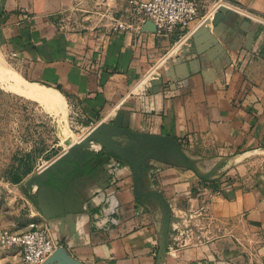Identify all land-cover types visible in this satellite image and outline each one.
<instances>
[{
    "label": "crops",
    "instance_id": "0c3cea01",
    "mask_svg": "<svg viewBox=\"0 0 264 264\" xmlns=\"http://www.w3.org/2000/svg\"><path fill=\"white\" fill-rule=\"evenodd\" d=\"M70 1L0 0V65L59 89L84 124L167 141L213 171L171 149L176 188L205 208L210 238L175 246L146 223L141 150L108 135L115 176L94 183L83 210L44 223L60 246L43 264H264V0H196L199 17L172 33L143 26L127 0L114 22L76 25ZM18 257L1 250L0 264Z\"/></svg>",
    "mask_w": 264,
    "mask_h": 264
},
{
    "label": "rangeland",
    "instance_id": "374dc122",
    "mask_svg": "<svg viewBox=\"0 0 264 264\" xmlns=\"http://www.w3.org/2000/svg\"><path fill=\"white\" fill-rule=\"evenodd\" d=\"M117 7L115 0H71L66 16L76 25L101 27L107 25L105 21L116 20ZM243 12H237L240 20L253 19ZM255 27L257 38L264 41V16L255 19ZM248 56L246 53L243 59ZM1 75L0 225L25 231L32 223L44 227L49 218L83 210V197L91 193L94 183L104 186L115 176V161L105 145H113L106 137L113 135L117 144L141 150L137 152L141 163L138 180L145 189L139 194L137 208L146 223L168 231V240L175 246L210 238L205 208L198 200L191 204L190 197L176 188L177 177L169 170L174 166L169 143L151 136L121 138L109 125L84 124L67 97L66 106L55 107L20 94L10 86L14 77ZM198 192L201 188L195 186L192 195ZM130 209L135 207H129L128 214Z\"/></svg>",
    "mask_w": 264,
    "mask_h": 264
},
{
    "label": "built area",
    "instance_id": "2783aa9c",
    "mask_svg": "<svg viewBox=\"0 0 264 264\" xmlns=\"http://www.w3.org/2000/svg\"><path fill=\"white\" fill-rule=\"evenodd\" d=\"M143 26L153 25L159 32L172 33L188 29L199 17L196 0H127ZM218 5V4H217ZM216 5V6H217ZM120 27L129 28L127 21ZM16 57L17 52H12ZM60 244L43 226L32 223L25 231L0 225V250L15 247L19 257L11 264H43Z\"/></svg>",
    "mask_w": 264,
    "mask_h": 264
},
{
    "label": "bare ground",
    "instance_id": "6f19581e",
    "mask_svg": "<svg viewBox=\"0 0 264 264\" xmlns=\"http://www.w3.org/2000/svg\"><path fill=\"white\" fill-rule=\"evenodd\" d=\"M0 74L5 75V77L7 76L6 78L11 77V76L14 77V81L12 82L10 86L16 91L20 92V94L21 93L25 94L29 97L40 100L44 103L53 105L55 107L62 108L64 105L66 106L64 95L59 89L55 87L36 83L33 81H28L22 75L18 74V72H15L3 65H0ZM63 120L61 121L63 122ZM171 149L173 153L176 155V157L179 158L180 160L189 162V163L191 162L188 156L186 155V153L180 147L172 146ZM199 171L207 175H212L213 173V171H205L202 169L201 170L199 169Z\"/></svg>",
    "mask_w": 264,
    "mask_h": 264
},
{
    "label": "water",
    "instance_id": "95a60500",
    "mask_svg": "<svg viewBox=\"0 0 264 264\" xmlns=\"http://www.w3.org/2000/svg\"><path fill=\"white\" fill-rule=\"evenodd\" d=\"M222 8L225 9V8H229V7L221 5L220 8H219V10L222 9ZM146 27H154V26H153V25H148V26H146ZM154 29H155V27H154ZM103 126H104V125H103ZM99 127H102V125L100 124ZM107 136H108V135H106V137H107ZM107 138H108V137H107ZM110 142H111V140H110ZM164 142H167V141H164ZM167 143H169V142H167ZM111 144H113V143L111 142ZM169 144H170V145H174V144H172V143H169ZM105 145H106V148H109L110 146H114L115 149L117 148V146H115V145H110V144H108V143H106ZM170 145H169V146H170ZM175 146H177V145H175ZM114 147H111L112 149L110 148L111 152H112V150H115V149H113ZM110 157H112V156L110 155ZM188 158H189V157H188ZM189 159H190V158H189ZM190 161H191V160H190ZM186 163H187V162H186ZM190 164L194 165V163H193L192 161L190 162ZM194 167H195V166H194ZM195 168H196V167H195ZM54 253H55V252H54ZM54 253H53V254H54Z\"/></svg>",
    "mask_w": 264,
    "mask_h": 264
}]
</instances>
